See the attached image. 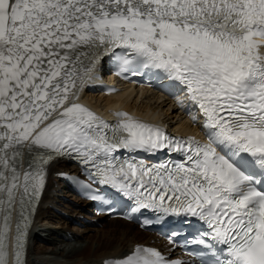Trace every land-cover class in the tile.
Listing matches in <instances>:
<instances>
[{"label":"snow or ice","instance_id":"snow-or-ice-1","mask_svg":"<svg viewBox=\"0 0 264 264\" xmlns=\"http://www.w3.org/2000/svg\"><path fill=\"white\" fill-rule=\"evenodd\" d=\"M102 61L183 92L203 139L80 103ZM60 158L88 199L189 229L187 260L136 244L104 264H264V0H0V264H27Z\"/></svg>","mask_w":264,"mask_h":264},{"label":"bare ground","instance_id":"bare-ground-1","mask_svg":"<svg viewBox=\"0 0 264 264\" xmlns=\"http://www.w3.org/2000/svg\"><path fill=\"white\" fill-rule=\"evenodd\" d=\"M92 97L95 101H105L106 103L114 101L102 99L99 96ZM139 101L138 98L131 107L137 108L140 112H153L154 109L151 106L152 104L142 105ZM157 101L158 100H156V102ZM169 113L170 110L166 116L167 118L172 115ZM53 186L55 185L50 179L48 190L46 191L37 218L39 220V225L32 238V241L41 239L51 247L46 249V252L40 253L37 256L34 255V259L31 255V257H29L31 264H84L100 262L107 257L121 254L132 244L136 243L137 240L144 237L133 225L121 221L103 220L100 222V227L98 229L101 230L97 236H88L86 233H81L72 237V239L66 240L60 236L61 230L58 229V226L61 223L51 221V218L46 216V212L43 209L45 204L53 202Z\"/></svg>","mask_w":264,"mask_h":264},{"label":"rangeland","instance_id":"rangeland-1","mask_svg":"<svg viewBox=\"0 0 264 264\" xmlns=\"http://www.w3.org/2000/svg\"><path fill=\"white\" fill-rule=\"evenodd\" d=\"M151 106L154 109L153 111H155V108L153 107V104ZM156 111L159 112V113L164 114L165 116H167L169 110H167V111L166 110L161 111V109H160V110H156ZM60 225L58 226L59 228L62 227ZM63 225H65V224H63ZM55 229H57V228H55ZM63 229L64 230H67V226H65ZM71 230H73L74 232H76L75 233L76 235L77 234H81V233H86V234H88V236L89 235H91V236H93V235L94 236H97L101 229H97V230L94 229L93 230V229H89V228H81L80 231H79V230H75V228L73 227ZM87 232H90V233H87ZM41 242L42 243H38L37 240H36V241H34V242L31 243V246H30V256L32 255V257H35L34 255L37 256L40 253L46 252V249H48V248L51 247V246L47 245L48 243H46V242L44 243L43 241H41Z\"/></svg>","mask_w":264,"mask_h":264}]
</instances>
